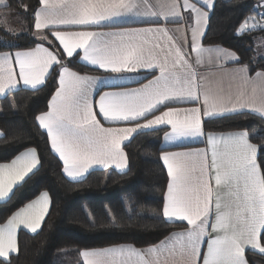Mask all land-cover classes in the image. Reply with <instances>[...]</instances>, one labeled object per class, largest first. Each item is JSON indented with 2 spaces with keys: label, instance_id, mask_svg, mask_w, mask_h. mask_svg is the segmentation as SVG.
Returning a JSON list of instances; mask_svg holds the SVG:
<instances>
[{
  "label": "snow or ice",
  "instance_id": "obj_1",
  "mask_svg": "<svg viewBox=\"0 0 264 264\" xmlns=\"http://www.w3.org/2000/svg\"><path fill=\"white\" fill-rule=\"evenodd\" d=\"M214 6V0H178L163 13L165 22L168 15L180 17L181 11L188 12L189 20L195 14L190 41L185 35L179 45L174 42L151 45L147 39L149 35L161 34L169 41L173 38L168 36L165 28H126L119 32L94 30L115 26L114 21L127 14L155 18L144 22L159 24L161 14L152 11L147 0H61L58 5L51 0H37L31 8L35 36L47 39L46 33L50 32L63 53L57 55L42 46L0 53V95L6 97L19 91L21 81L24 88L39 90L50 76H56L57 87L48 110L37 115L36 120L38 127L46 131L50 148L62 161L63 172L73 180L83 177L93 165L107 168L115 164L118 169H125L127 157L122 143L138 132L159 125L170 127L164 139L174 143L204 136L205 117L218 118L248 108L264 118V72L249 78L247 66L237 69L236 74L244 85H254L252 96L259 91L260 103L246 99L243 92L233 101L231 97L211 93L202 82L204 78H198L189 53L184 51V43H187L190 51L196 54L197 65L204 63L205 53L213 52L218 60L223 58L239 63V58L232 52L202 46V30L206 31L209 11ZM261 19L264 20V15ZM249 20L253 21L251 25ZM257 27L264 30V24H258L250 17L239 25L238 35H246ZM141 37L143 39H139ZM153 48L160 49L162 58ZM77 50H82L80 59L83 62L106 73L122 78L125 74L150 70L153 78L147 83L140 82L138 88L105 91L98 101H94L93 85L99 78L71 70L63 59L64 56L73 57ZM201 101V107L171 106L172 103ZM98 114L108 127L97 119ZM207 143L211 150L210 161L207 150L163 154L169 177L163 216L168 221H186L190 226L179 234L181 247L189 256L187 264H201L205 236L209 238L202 264H248L246 249L264 254V166L257 162L258 147L250 142L247 131L219 137L209 134ZM39 163L35 151L29 149L10 164H0V198L10 199L13 186L25 181L38 169ZM49 207V195L44 192L0 227V258H3L0 264H10L9 256L18 251L17 227L22 224L31 233H36ZM213 216L214 222H210ZM209 227L216 233L215 238L209 235ZM154 251L147 250L148 253ZM125 252L128 259L124 258ZM80 254L83 264H133L132 256L139 258L135 264H151L143 259V251L131 246L85 250Z\"/></svg>",
  "mask_w": 264,
  "mask_h": 264
},
{
  "label": "trees",
  "instance_id": "obj_2",
  "mask_svg": "<svg viewBox=\"0 0 264 264\" xmlns=\"http://www.w3.org/2000/svg\"><path fill=\"white\" fill-rule=\"evenodd\" d=\"M6 3L5 9L19 15L25 29L19 35H9L0 28V52L38 44L31 17L37 0ZM256 3L257 0H215L202 39L204 46H220L234 52L250 74L264 72V48L254 46L256 39L264 38V32H238L239 25L254 13ZM47 38L46 44L61 55L57 45ZM5 44L19 47L8 48ZM66 63L77 72L97 74L76 58ZM55 88L56 76L52 75L39 90L20 89L0 99V163L9 162L26 149H34L40 161L38 169L13 189L10 199L0 203V224L40 193L47 192L50 198L41 229L33 235L18 233V251L9 257L10 264H81L82 250L120 244L149 247L183 228L162 217L167 186V174L159 160L162 129L137 134L123 147L128 162L123 173L95 170L77 182L64 177L61 162L51 152L48 138L36 122L37 115L47 110ZM203 129L247 131L251 142L259 147L258 164L264 166L262 118L250 113L228 115L204 120ZM246 258L250 264H264V256L246 253Z\"/></svg>",
  "mask_w": 264,
  "mask_h": 264
},
{
  "label": "crops",
  "instance_id": "obj_3",
  "mask_svg": "<svg viewBox=\"0 0 264 264\" xmlns=\"http://www.w3.org/2000/svg\"><path fill=\"white\" fill-rule=\"evenodd\" d=\"M180 2H182V0H180ZM51 3H53L54 5H58L61 3V0H51ZM147 3L152 6V8H151L152 11L161 14L158 17V19L160 20L159 24H150V23L144 22L146 19H155V18L136 16L133 14H127L125 16L117 18L114 21L115 26L104 27V28L94 29V30L101 31V32H119V31L126 29V28H165L167 30L168 36H171L173 38L172 41H169L167 36H164L161 34L149 35L147 37V39L151 42V45H155V44L168 45V44L173 43V42L179 45V44L183 43V37L185 35H187L188 41H190L191 29H192V27L195 26V14H193V19L189 20L188 19V15H189L188 12L187 11H181L179 8H177V11H181V16L175 17L172 15H168L167 22H165V17L163 15V13L168 12L169 7L171 5L177 4L178 0H147ZM214 3H215V0H214ZM6 7H7L6 0H3V2L0 3V28H1V30L4 31L6 34H9V35L21 34L25 29L24 23L20 19L19 15H17L16 13H14L10 10L5 9ZM211 11L212 10L209 11V16H210ZM1 24L4 26V28L1 26ZM207 25H208V21L206 22V25H205L206 29H207ZM202 31H203V36H204L205 31L204 30H202ZM46 35L49 37L50 40H52L57 45L58 49L60 50V52L62 54L63 49L61 46H59V42L55 40V38L51 35L50 32L46 33ZM34 37L37 41H39V43L36 44L35 46L31 47V48L23 49V50H30L32 48H35L36 46H42V47L48 48L49 50H51L55 54H57L54 50H52L48 46V44H46V43H48V38L47 39H40V38L36 37L35 36V30H34ZM139 39H143V37H141ZM257 42H258V39H256L254 43L256 44ZM202 46L206 49H217V48H219L222 50H227L229 52H232V51L225 49L223 47H220V46H204V45H202ZM15 51L16 50H13L10 52L14 53ZM153 51L162 58L163 54L160 53L159 48H153ZM184 51L186 53H189L190 60L193 63V67H194L195 71L197 72L198 78H201V77L204 78L202 82L210 89V91L213 95L220 94V95L224 96L225 98L231 97V99L233 101H235L237 99L239 93L243 92L245 94L246 99H255V102L257 104L260 103L259 91H257L256 96L253 97L252 96V88L254 85L251 83L244 85L241 77L236 74V70L239 69L241 66H244V65H240L239 63H235V62L225 61L223 58H220L218 60L215 52H213L211 54L205 53L204 58H203L204 63L202 65H197L195 63L196 54L192 53L190 51V48L188 47L187 43H184ZM0 53H2V52H0ZM77 53H74L73 57H71V58L64 56L63 59L66 63L67 60H71L73 58H76L77 61L81 65H83L84 67L96 71L97 74L80 73V72L76 71L77 73H79L81 75H87L90 77L99 78L97 80V82L93 85L92 99L94 101H98L99 95L103 94V92H105V91H119V90H122L123 88H138L141 86L140 82L147 83L148 80L153 78L150 70H141L139 73L125 74L121 78V77H119L118 74L106 73L103 70H99L93 66L87 65L85 62H83L80 59V56L82 55V50H77ZM232 53H234V52H232ZM210 55H211V60H209ZM171 59L172 58L169 57L170 62H171ZM218 65H223V66L220 67ZM58 68H59V66H57V69ZM71 70H73V69H71ZM73 71H75V70H73ZM17 72H18V68H17ZM256 73H258V72H256ZM256 73L250 74L248 71L247 75L249 78H255ZM157 74H158V72H157ZM40 87H42V86H39V88ZM56 87H57V84H56ZM18 88L31 90L30 88H24L22 81L18 85ZM257 88H258V85H257ZM4 97L5 96L0 95V99H2ZM49 103H50V99L48 101V105H49ZM201 104H202V101H201V103H193V102L172 103L171 106L181 107V108H192V107H201ZM47 110H48V107H47ZM96 111L98 113V111H99L98 107L96 108ZM239 113H250V114H253V115H256V116L262 118L258 113L252 112L248 108L238 110L235 113L225 114L221 117L239 114ZM157 114H160V113H157ZM218 118H220V117H218ZM97 119L100 120V122L103 126H105V127L109 126V124L106 121H104V119L101 115L98 114ZM212 119H214V118H212ZM262 119L264 120V118H262ZM204 120H209V118L205 117L203 119V121ZM36 122H37V120H36ZM161 129L163 130L161 143H160V147L162 149V152L159 156V160H160L163 168L165 169L166 174H167V169H166V166L164 165L163 160H162V156L165 152H189V151L195 152V151H199L202 153L205 150H207L209 152V161H210L211 150H210L208 143H207V135L211 134V135L219 137L221 135H227L229 133L238 132V131H230V132H205L204 131V133H205L204 136L197 137V138L181 139V140H178L174 143H169V142L165 141L164 136H165L166 132L170 131V127L167 125H159V126H156L154 129L147 130V131H141V132L134 134L129 140L124 141L122 143V145H121L122 150L124 151L123 147L127 143H129L131 141V139L134 136H136L137 134L149 132V131H153V130H161ZM41 130L46 134L45 130H43V129H41ZM0 136H1V131H0ZM250 142H251V140H250ZM48 143H49V141H48ZM251 143H253V142H251ZM49 147H50V144H49ZM27 150H29V149H26V150L20 152L16 156L20 155L21 153H23ZM31 150H34V149H31ZM50 150L59 160L58 154H55L51 148H50ZM258 150H259V147H258ZM35 153H36V151H35ZM14 158H12L9 162H6V163L10 164ZM256 158H258V152H257ZM60 162L62 165V173H63L64 177L67 180L72 181V182H77V181L83 180L90 172L95 171V170H106V171L111 170V171H115L118 173H123L128 168V162H127V167L123 170L118 169L115 166V164H113L107 168H105L101 165H93L92 168H90L89 171L83 177H79L76 180H73L72 178L68 177L63 172V164H62V161H60ZM6 163H0V164H6ZM20 183L21 182H18L17 185H14L13 189L16 186H18ZM168 183H169V177L167 174V185H168ZM213 187H215L214 181H213ZM42 193H44V192H42ZM42 193H40L36 198L31 200L30 202L34 201L35 199H38ZM166 193H167V186H166V190H165V193L163 196L162 217L165 221H167L169 223H177V224L183 225V228L171 232L169 235H167L160 242H158L155 245L149 246V247L137 248V247L130 245V244H120V245H113V246H108V247H104V248L89 249V251H92V250L99 251V250H103V249H108V248H112V247H121V246L127 248V247L131 246V247H134L135 249H137L139 251H143L145 253L143 259L145 261L151 262V264H187V262L189 260V256H188L187 252L181 247V240H180L179 234L186 232L190 228V226L187 224L186 221H184V222L168 221L163 216L164 198H165ZM10 195H11V193L9 194V196ZM7 199H8V197L0 198V203L5 202ZM49 200H50V198H49ZM30 202H28V203H30ZM27 204H25L22 207H26ZM49 209H50V207H49ZM19 210H20V208L18 210H16L15 212H13V214L7 219V221L0 224V227H3L4 225H6L8 220H10L12 218V216H14L15 213ZM46 216H45V218H46ZM45 218H44V220H45ZM44 220H43V222H44ZM43 222H42V224H43ZM210 222H214V216L211 218ZM42 224H41V226H42ZM40 229H41V227L37 230V232ZM20 231H24V232L31 234V235L35 234V233H31L29 230L24 228V226L22 224L19 225L16 229V237H18V233ZM208 231H209V235L212 238H215L216 233L212 232L210 227H209ZM208 238H209L208 236L204 237V243L201 246V264H202V260H203V255L206 254V252H207V240H208ZM148 249H155V251L152 253H148L147 252ZM83 251H85V250H82L81 252H83ZM16 253L17 252L12 253L9 257L15 255ZM80 253H79V260H80L81 264H83V257L81 256ZM246 253H253V254L260 255V256H264V254H261L258 251L254 252L251 249L245 250V257H246ZM124 258L128 259V253L127 252H125ZM0 259L3 260V258H0ZM138 259L139 258H137L135 256L131 257V261L133 262V264H135V262ZM248 264H250V263L248 262Z\"/></svg>",
  "mask_w": 264,
  "mask_h": 264
},
{
  "label": "built area",
  "instance_id": "obj_4",
  "mask_svg": "<svg viewBox=\"0 0 264 264\" xmlns=\"http://www.w3.org/2000/svg\"><path fill=\"white\" fill-rule=\"evenodd\" d=\"M257 13H260V15H257ZM262 15H264V0H257L254 13L252 15L246 17L245 20L249 19L250 17H253L255 22H257L258 24H264V20L261 19ZM252 22H253L252 20H249L250 25ZM251 32H264V30H260L259 27H257L256 30L250 31L248 33H251Z\"/></svg>",
  "mask_w": 264,
  "mask_h": 264
},
{
  "label": "rangeland",
  "instance_id": "obj_5",
  "mask_svg": "<svg viewBox=\"0 0 264 264\" xmlns=\"http://www.w3.org/2000/svg\"><path fill=\"white\" fill-rule=\"evenodd\" d=\"M1 26L4 28V26L1 24ZM4 42L8 43L7 40H5ZM256 47V49H262L264 48V38H258V42L254 45Z\"/></svg>",
  "mask_w": 264,
  "mask_h": 264
}]
</instances>
